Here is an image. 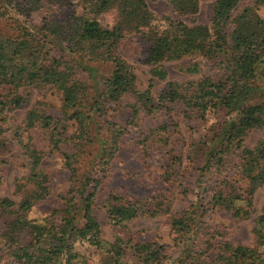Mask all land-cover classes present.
I'll use <instances>...</instances> for the list:
<instances>
[{"label":"trees","instance_id":"trees-1","mask_svg":"<svg viewBox=\"0 0 264 264\" xmlns=\"http://www.w3.org/2000/svg\"><path fill=\"white\" fill-rule=\"evenodd\" d=\"M165 1L176 16L192 17L203 0ZM240 1L213 0L207 24L168 20L159 32L149 23L153 18L144 0H76L78 9L67 3L71 9L57 18L46 14L57 0H0V22L9 23L8 31H0V122L5 112L22 108L30 91L57 94L60 117L33 108L27 115L31 125L48 132L67 183L56 195L59 207L28 219L27 212L52 191L41 167L44 153L30 143L22 147L24 184L16 188H29L14 208L0 201V256L7 264H89L78 252L84 246L101 256L95 264H162L169 255L153 241L128 236L103 241L93 216L95 197L129 132L138 130L140 146L150 135L141 138L139 115L166 116L168 124L157 131L168 135L177 132L173 117L206 122L210 113L217 118L203 135L185 142L183 150L166 146L158 175L163 189L133 200L107 196L101 206L106 224L123 231L136 219L169 214L175 187L183 206L169 214L170 263L264 264L257 251L264 244V201L258 212L252 202L258 189L264 191V142L247 144L250 133L264 129V17L257 13L264 12V0H250L230 19ZM42 12L36 23L33 16ZM109 12L114 23L102 27L98 17ZM134 36L150 68L143 91L117 54L118 43ZM196 57L208 74L182 84L166 81L163 63ZM98 65H107L108 73L98 75ZM199 67L193 61L182 70L195 75ZM156 81L163 87L151 96ZM124 97L132 102L119 105ZM120 109L126 110L125 121L117 118ZM215 213L234 221L253 218L254 247L231 243L211 223Z\"/></svg>","mask_w":264,"mask_h":264},{"label":"rangeland","instance_id":"rangeland-1","mask_svg":"<svg viewBox=\"0 0 264 264\" xmlns=\"http://www.w3.org/2000/svg\"><path fill=\"white\" fill-rule=\"evenodd\" d=\"M57 5L52 6L46 13L59 17L65 15L71 9L67 3L73 8L78 9L76 0H57ZM148 11L152 15L149 21L151 27L159 32H163L167 21L180 20L187 26L207 24L211 16V6L213 0H203L198 3V10L195 15L176 16L169 8L165 0H144ZM250 4V0H242L230 12V19H233L245 6ZM79 12L78 10H76ZM46 12V11H44ZM258 15L264 17L262 9L257 11ZM44 13L33 16L36 23ZM114 14L112 12L102 14L98 17V22L102 27H110L114 23ZM9 23L0 22V31H8ZM9 28V33H10ZM138 36L126 37L120 41L117 46V54L131 68L139 91H143L149 80V67L142 63L143 45L138 40ZM183 49V48H182ZM186 50V49H183ZM182 50V51H183ZM196 61L200 65L199 73L188 75L182 69L186 65H190ZM167 76L166 81H172L182 84L186 81L197 79L202 74H208V68L204 61L199 58H184L175 63H163ZM109 71L107 65H98L97 74L106 75ZM163 82H154L150 89L151 96H156ZM4 94V93H1ZM24 95V92L22 93ZM26 101L20 109L5 112L4 120L0 122V159L5 163L0 164V201L3 204L14 208L19 203L24 191L28 190V186L18 191L16 185L24 184V156L22 147L26 143L35 146L36 149L44 153L41 167L47 173L49 185L52 195L40 203H36L28 212V219H36L43 217L45 213L60 205L56 195L62 194L67 186L65 172L61 168L60 157L57 152L50 149L48 143V132L39 128L38 125L30 124L27 112L35 109L44 115L52 118L60 117L59 113V96L51 91L44 93L30 91L26 93ZM131 97L122 98L118 104L123 105L131 103ZM126 110H119L117 116L119 121H125L127 118ZM221 117V114L219 115ZM216 114L210 113L206 116V122L182 119L180 116L173 117V121H177V132L163 135L157 131V127L163 123L168 124L166 116L156 114L153 116L139 115L138 127L144 133L141 138L150 134L146 138L143 146L137 144L138 130L130 131L120 144L116 159L110 165V175L104 183L101 184L96 197L95 209L93 216L100 224V237L103 241L110 242L114 236L131 237L134 241L145 242L153 241L156 245L162 247V253L169 255L162 264L170 263V257L173 256L172 234L169 231L168 219L172 214L180 212L183 206V199L178 194V189L174 187L171 194L170 215L162 214L154 218L136 219L127 225L126 230H112L105 221L104 213L101 210L102 203L109 194H116L127 199H139L152 191L161 190L163 186L158 180L161 172V166L164 164V151L166 146L171 144L175 150L184 148V143L190 139H196L206 132V129L215 122ZM168 133L172 130L168 127ZM167 137L166 143L164 139ZM133 138V139H132ZM264 142V129L253 131L249 134L247 144L252 146L256 142ZM142 143V142H141ZM170 145V146H171ZM143 153H146L143 156ZM264 201V191L258 189L253 197V209L258 212ZM0 212V226L2 220ZM212 224L216 225L223 233L227 235V239L235 245H243L254 247V238L252 234L253 218L246 221H234L228 219L221 213H215L210 218ZM260 257L264 260V244L257 248ZM80 254L89 259V264H95L101 261V256L87 247L78 249ZM6 256H0V264H7Z\"/></svg>","mask_w":264,"mask_h":264}]
</instances>
